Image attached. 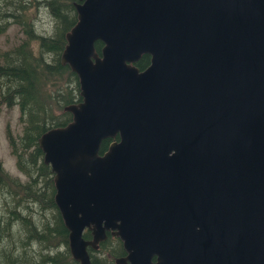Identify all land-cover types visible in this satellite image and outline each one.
Instances as JSON below:
<instances>
[{
	"label": "water",
	"instance_id": "95a60500",
	"mask_svg": "<svg viewBox=\"0 0 264 264\" xmlns=\"http://www.w3.org/2000/svg\"><path fill=\"white\" fill-rule=\"evenodd\" d=\"M80 1L82 100L38 140L73 260L111 232L116 264H264V0Z\"/></svg>",
	"mask_w": 264,
	"mask_h": 264
},
{
	"label": "trees",
	"instance_id": "16d2710c",
	"mask_svg": "<svg viewBox=\"0 0 264 264\" xmlns=\"http://www.w3.org/2000/svg\"><path fill=\"white\" fill-rule=\"evenodd\" d=\"M25 9L22 3L21 10ZM1 15L0 21H3ZM55 15L58 21L50 37L36 35L29 22L20 21L26 40L0 55V107L17 106L19 109L22 135L14 138L9 131L7 138L11 153L16 157V167L27 179L25 183L14 180L0 166V189L13 188V192H8L9 198H13L11 205L4 208L7 213L0 215V243L7 240L10 244H20L3 250L0 264H77L69 251V233L54 202L53 174L43 163V152L38 145L44 133L63 128L72 121V114L65 108L82 100L77 75L67 64L61 63L66 35L76 24V15H63L58 9ZM5 25L0 24V28ZM33 43L38 54L33 51ZM102 47L101 42L95 43L99 56ZM149 59L148 55H143L134 66L143 71ZM114 141H118V137L104 140L99 153H105ZM30 204L39 206L42 212H50L49 219L43 215V220L38 217L32 222L28 218V214H33ZM90 237L89 232L83 234L85 240ZM28 247H32L29 253L18 252L19 248ZM89 253L92 264H114V260L126 254L122 242L111 237L100 243L97 251Z\"/></svg>",
	"mask_w": 264,
	"mask_h": 264
},
{
	"label": "rangeland",
	"instance_id": "374dc122",
	"mask_svg": "<svg viewBox=\"0 0 264 264\" xmlns=\"http://www.w3.org/2000/svg\"><path fill=\"white\" fill-rule=\"evenodd\" d=\"M17 1L18 0H0V14L5 11L15 12L13 9ZM20 1L22 0H19L18 3ZM40 9L43 10L44 8L40 7ZM19 11H17L16 13V19H7L6 17H2L1 15V19L3 21H0V24L1 26H4L5 24L6 25L5 27L0 28V55L2 53L11 51L26 40V35L24 34L23 27L20 24V21L22 20H25L26 22H29L32 25L36 35L50 37L53 33L56 22L51 19V17L49 18V16H46L45 13H40L39 16H37L38 12L36 11V6L30 10H28V8L27 10H22L23 13ZM43 11L45 12V10ZM31 46L33 48L34 53L38 54V48L36 46V43H33ZM19 118L20 113L17 106L11 109L6 108L5 106L0 107V166L2 168V171L8 174L10 178L18 180L21 183H25L27 179L21 172L18 171L16 167V157L11 153L9 139L7 138V132L9 131L14 138H18L22 135L23 126L20 123ZM10 190L11 192H13V188H9L8 190L0 189V215H2V213L3 215L7 213L4 208L11 205L10 200L13 198H9L8 192H10ZM30 205L33 214H28L25 211V215L28 214V218L32 222H35V219H37L38 217L43 220V215H45L47 220L49 219L51 214L50 212H42L39 206H34L32 204ZM15 229L16 227H14V230ZM16 245L17 247L20 246L18 242H13V244H10L7 240H4L3 243H0V253L3 250H8L9 248L13 249ZM31 248H19L18 252L21 253L23 250H26L29 253L28 250H32ZM0 260L3 261V259L1 258Z\"/></svg>",
	"mask_w": 264,
	"mask_h": 264
},
{
	"label": "flooded vegetation",
	"instance_id": "af4514ba",
	"mask_svg": "<svg viewBox=\"0 0 264 264\" xmlns=\"http://www.w3.org/2000/svg\"><path fill=\"white\" fill-rule=\"evenodd\" d=\"M19 1V0H18ZM18 1H17V3H18ZM26 1V2H25ZM22 0V1H20L19 3L20 4H15L14 6V11L15 12H8V11H5V12H3L2 14H3V17H6L7 19H10V18H12V19H16L17 18V11H19V12H22L23 13V11L21 10V4L22 3H24L25 4V6H26V10H27V8H28V10H30V9H32L33 7H35L36 6V11L38 12V15L37 16H39V14L40 13H45V15L46 16H49V18L51 17V19H53L55 22H57L58 21V18L56 17V15H55V11H57V9H58V11H59V13H62L63 15H66V13H70L71 14V16L72 15H76V21L78 20L77 19V9H76V6L78 5V4H80V3H82V1H80V0H71V1H68V2H65L64 0ZM40 7H42V8H44L43 10H45V12L43 11V10H41L40 9ZM19 9V10H18ZM13 10H11V11H13ZM62 16V15H61ZM70 32V31H69ZM149 56V55H148ZM150 57V56H149ZM150 60H151V58L149 59V65H150ZM149 65H148V67H149ZM147 67V68H148ZM146 68V69H147ZM144 71V70H143ZM140 72H142V71H140ZM54 182V181H53ZM85 232H89V231H85ZM84 232V233H85ZM83 233V234H84ZM90 233V232H89ZM90 235H91V233H90ZM106 240L105 241H107V239H108V237H111V238H116V239H118L119 241H121L118 237H115V236H112V234H111V232H106ZM85 240V239H84ZM90 240H92V235H91V237H90V239L89 240H86V241H90ZM105 241H103V242H105ZM103 242H101V243H103ZM100 244V243H99ZM99 244H98V247H97V249H92V248H88L87 249V251H88V254H89V257H90V251L91 250H93V251H97L98 250V248H99ZM122 246H123V244H122ZM125 256H126V254H125ZM124 257V256H123ZM122 258V257H121ZM119 259V258H118ZM117 260V259H116ZM116 260H114V264H116ZM90 261H91V258H90ZM77 263V262H76ZM78 264V263H77ZM92 264V263H91Z\"/></svg>",
	"mask_w": 264,
	"mask_h": 264
}]
</instances>
